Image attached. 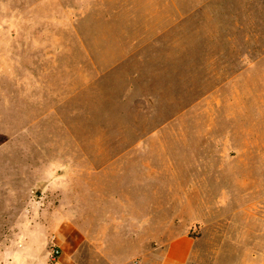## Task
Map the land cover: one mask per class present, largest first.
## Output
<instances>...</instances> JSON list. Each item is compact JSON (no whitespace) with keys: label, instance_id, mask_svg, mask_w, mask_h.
<instances>
[{"label":"rangeland","instance_id":"obj_1","mask_svg":"<svg viewBox=\"0 0 264 264\" xmlns=\"http://www.w3.org/2000/svg\"><path fill=\"white\" fill-rule=\"evenodd\" d=\"M181 180H220L227 241L251 201L264 213V0H0V264L24 225L94 231L90 194ZM213 203L187 216L211 221Z\"/></svg>","mask_w":264,"mask_h":264},{"label":"crops","instance_id":"obj_2","mask_svg":"<svg viewBox=\"0 0 264 264\" xmlns=\"http://www.w3.org/2000/svg\"><path fill=\"white\" fill-rule=\"evenodd\" d=\"M222 159L226 162L232 160L229 156ZM220 185H223L220 180H198L191 183L181 180L173 188L171 185L170 189H166V196L158 197L156 188H153L150 192L152 197L142 194L143 198L138 197L133 202L122 196H110L105 200L104 194L100 195V200L90 194L88 197L92 208L86 217L95 219L97 230L83 231L71 220L65 224L58 216L50 228L40 224L24 225L18 240L6 249L2 264H264V255H251L252 250L264 247L263 242L258 240V236H264V220L263 224L259 222V228L256 227V220L264 219L262 205H259L257 212L256 205L251 201L248 210L244 211L239 226V236L243 241H227L224 229L228 226L229 209L221 213L224 207H221L223 204L220 199L228 193ZM208 192L211 194L205 195ZM160 199L166 200L165 204L155 206L156 209L148 204ZM204 200L215 202L208 210L211 221L187 216L188 211H194L193 202ZM261 200L255 202L261 203ZM109 201L115 207L111 211L106 209ZM100 205L101 211L96 210ZM153 217L164 221H150ZM103 218L115 219L110 226V238H107L108 233L103 232L105 228L109 229L103 224ZM125 218L131 220L124 221ZM146 223L152 227L151 233H156L155 227L159 226L161 234L156 237H150L149 234L146 236L149 232ZM206 224H210L209 227ZM128 241L137 250L131 256L117 258L116 254L121 250L118 243ZM32 246L38 247L36 253ZM52 246L60 254L50 262L48 253ZM224 249L242 250L243 253L239 258L234 256L225 259L221 258L220 252Z\"/></svg>","mask_w":264,"mask_h":264},{"label":"built area","instance_id":"obj_3","mask_svg":"<svg viewBox=\"0 0 264 264\" xmlns=\"http://www.w3.org/2000/svg\"><path fill=\"white\" fill-rule=\"evenodd\" d=\"M60 252L59 250L52 246L50 247L49 253H48V259L50 262H53L58 256H59Z\"/></svg>","mask_w":264,"mask_h":264}]
</instances>
